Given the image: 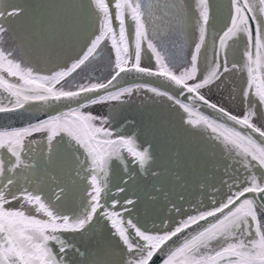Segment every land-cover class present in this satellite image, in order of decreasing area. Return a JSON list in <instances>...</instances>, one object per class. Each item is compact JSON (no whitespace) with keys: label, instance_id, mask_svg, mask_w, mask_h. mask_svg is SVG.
<instances>
[{"label":"snow or ice","instance_id":"obj_1","mask_svg":"<svg viewBox=\"0 0 264 264\" xmlns=\"http://www.w3.org/2000/svg\"><path fill=\"white\" fill-rule=\"evenodd\" d=\"M89 7V39L70 63L43 74L19 49L2 46L24 9L0 0V117H29L23 126L0 127V264H76L79 256L80 264H264V0H228L226 16L216 0H89ZM181 34L186 54L184 43L176 50ZM105 48L108 74H90ZM237 73L245 77L238 90L230 83ZM213 88L227 90L221 101L206 95ZM148 94L220 148L222 176L210 193L198 164L168 155L159 122L125 115L134 97ZM237 97L241 112L233 114L225 105ZM38 150L39 159L64 155L76 177L84 173L90 191L78 210H62L73 189L55 177V189L44 193L35 176ZM114 162L151 168L153 192L172 206L159 224L132 215L137 201L120 194L136 185L135 170L118 177L121 187ZM190 182L210 206L199 198L187 210L176 203L187 201ZM102 229L117 246L101 241L94 257L66 236Z\"/></svg>","mask_w":264,"mask_h":264},{"label":"rangeland","instance_id":"obj_2","mask_svg":"<svg viewBox=\"0 0 264 264\" xmlns=\"http://www.w3.org/2000/svg\"><path fill=\"white\" fill-rule=\"evenodd\" d=\"M54 1V9L43 14L41 16V18H43L42 21H39L37 15L32 13V11L29 12V10L25 9L26 2L23 4L19 2V6L23 8L24 11L21 12L19 19L12 18L14 22L9 25V31L3 37L2 46L10 48L13 51L19 49L24 59L31 61V65L36 67L43 74H47L50 70H55L58 64L70 63L71 59L80 52L81 48L89 39L95 25V17L91 13L89 0ZM4 3L5 5H18L14 0H4ZM225 6L226 4L223 5L224 8L222 9L223 16H226ZM28 8H30V6H28ZM175 41L177 42V51H179V47L182 43L185 44L184 51L186 54L188 48L186 46L185 36L181 34L175 38ZM111 55L110 48H105L102 59L99 61V63H102L105 67L102 75L108 74L107 64ZM144 63L150 65L151 61L145 58ZM244 79L245 77L243 74L237 73L230 77V83L238 90L243 85ZM226 91L227 90L222 93L213 88L211 91L206 92V95L211 100L221 101L222 97L226 95ZM225 106L237 114L241 112L239 97H237L234 102L226 103ZM93 111L96 114H100L103 110L93 109ZM141 113L151 115L155 121L162 120L164 128L166 127V122L168 123L169 126L165 128L167 131L166 133L180 138H178L180 141L176 140L177 143L175 142L174 150L178 147L179 156L184 158L185 163L192 164L195 162V164L199 165V178L203 180L204 176L207 175L209 184L207 192L210 193L211 184L213 182L218 183L222 176L224 160L222 159L220 148L209 138V133L193 129L186 125L181 119V114L176 113L168 104L162 103L158 98L151 97V94L134 97L132 103L127 107L125 115L131 119L139 117ZM35 138L40 139L39 136ZM171 152L172 150L168 151V155L174 159ZM213 153L215 154L214 156ZM159 154L160 153H158L157 156ZM44 160V163L42 162L41 165L43 166L44 164L45 167H41L40 169L37 167L39 169L37 171V176L44 170L47 171V173L42 179H37L45 194L49 191V184L55 186L52 177L56 178V182L68 185L81 184V187L86 189L85 186H82L83 183L87 184L82 178L84 173L82 172L80 177H76L73 174L70 175L69 172H67L68 164H65L62 157L59 156L55 158L50 164L48 163L45 153ZM34 163L36 164V161H34ZM156 163H158V160ZM214 163L216 164L215 170H213ZM116 164H118V162H116ZM50 165H52L54 169L50 167ZM170 166L173 168L176 167L174 163ZM135 175L137 177L136 185L132 186L129 184V189H127L126 193H121L120 196L127 195L128 198L137 201L136 210L132 215L139 218L142 224L149 227L153 223L159 224L162 219L166 218L171 213L172 206L163 195L153 192L152 185L156 183V180L151 175V168L135 170ZM213 177H215V180ZM72 179L75 183H73ZM87 191H90L88 187ZM113 194H115V189H113ZM71 195L73 196L68 199V201H65L62 206V210L65 212L78 210L81 202L86 196V192L84 194L80 193L78 197H76L75 193ZM150 195L158 196V199L153 202L149 199ZM185 195L187 196V201H176L184 210H187L189 204L193 203L198 198L203 199L205 205H208V196L203 190L198 188L197 183L190 182L185 191ZM172 199L175 200V197ZM18 206V203L10 205V207ZM183 214L182 212L181 215ZM93 235L95 236L91 240V244L86 246L81 242L77 245V243L71 240L70 236L66 234L67 238L75 243L82 252L89 255V257H94L96 255V249L101 246L99 243L101 241L110 242L111 247L116 248L117 242L115 238H110V234L106 229L93 233ZM84 259V256L76 257V264H80V261Z\"/></svg>","mask_w":264,"mask_h":264},{"label":"flooded vegetation","instance_id":"obj_3","mask_svg":"<svg viewBox=\"0 0 264 264\" xmlns=\"http://www.w3.org/2000/svg\"><path fill=\"white\" fill-rule=\"evenodd\" d=\"M14 2L16 3V4H18L19 5V2L20 3H24V2H26V6H25V9H27V10H29V12L30 11H32V13H34L35 15H37V18H38V20L39 21H42L43 20V18H41V16L43 15V14H45L47 11L49 12V11H51V10H53L54 9V3H55V1L54 0H14ZM187 3L188 4H193V0H187ZM216 3L217 4H220V2H219V0H216ZM223 4H226V6H225V10H226V15H227V4H228V0H225V2L223 3ZM221 5V4H220ZM28 6H30V8H28ZM224 8V7H223ZM42 24V23H41ZM220 26H222V25H218V27H220ZM175 44L177 45V42L175 41ZM102 56H103V53H102V55H101V57L99 58V60L97 61V63H96V65H94L93 67L95 68V69H97V71L96 72H92V73H90V74H102L103 73V71L105 70V67L103 66V64L102 63H99V61L102 59ZM145 58H147L148 60H150L148 57H145ZM239 57H237V59H238ZM100 70H102V71H100ZM157 122H159V123H161V125L164 127V123H163V121L162 120H160V121H158L157 120ZM169 125H168V123L166 122V127H168ZM165 127V128H166ZM167 132V131H166ZM178 136H175V135H170V134H167V141H166V143H167V148H168V151H171L172 150V154H173V156H174V159L172 158V160L174 161L175 159H176V156L174 155L175 153H178V147H177V149H175L174 150V148H175V144L177 143V141H180V140H178ZM145 139H148L147 137H141V142H143ZM180 139V138H179ZM177 140V141H176ZM176 142V143H175ZM160 151H161V149H160V146L157 144L156 145V155L158 154V153H160ZM39 154V153H38ZM60 157H62V159L64 160V162H65V164H68L67 165V172H69V174L71 175V174H73V175H75V173H74V169L76 168V165L74 164V162H72L69 158H67L66 156H64V155H61ZM179 159H180V162H181V164L183 165V164H185V160H184V158H181L180 156H179ZM44 159H37L36 160V169H35V176L37 177V178H39V179H42V177H44L45 175H46V173H47V171H43V172H40V175H38L37 176V171L41 168V167H45L44 166V164H43V166L41 165V163L43 162L44 163ZM51 164V163H50ZM122 165H119V163L118 164H116V162H114L113 163V169H114V172H115V175H116V179L114 180V182L115 183H120V181H119V179H118V177L119 176H123V177H125V178H127V175H126V173H127V171L129 170V169H134V170H138V168L137 167H135V164L134 163H132V164H129V166H128V168H124L123 166L121 167ZM39 169H38V168ZM50 167H52L53 168V166L52 165H50ZM45 169V168H44ZM54 169V168H53ZM52 169V170H53ZM68 174V175H69ZM134 175H135V171H134ZM72 181H74L73 179H72ZM50 185V187H52V189H54V187L55 186H53L52 184H49ZM70 186L72 187V189H73V191H72V194H74L75 193V195H76V197H78L79 196V194L80 193H82V194H84L86 191H87V184H85V183H83L82 184V186H85L86 187V189H84L83 187H81V184H70ZM120 186L121 187H123L124 185L122 184V183H120ZM48 189H49V186H48ZM113 189H115V187H113ZM127 189H129V187L127 188ZM73 195H71L70 196V198L72 197ZM69 198V199H70ZM68 201V200H67ZM67 236H70V239L71 240H73L74 242H76L77 243V245H79L78 243L79 242H81L82 244H84V245H86V246H89L90 244H91V240L93 239V237L95 236V235H93V234H90L89 236H87V237H85V238H80L79 236H76V237H73L71 234H67ZM91 238V239H90Z\"/></svg>","mask_w":264,"mask_h":264},{"label":"water","instance_id":"obj_4","mask_svg":"<svg viewBox=\"0 0 264 264\" xmlns=\"http://www.w3.org/2000/svg\"><path fill=\"white\" fill-rule=\"evenodd\" d=\"M131 79V78H130ZM233 114H235L233 112ZM33 115H39L38 113H34ZM29 117L27 115L24 116H13V118L8 119L6 117H0V127H20L23 126L27 121Z\"/></svg>","mask_w":264,"mask_h":264},{"label":"bare ground","instance_id":"obj_5","mask_svg":"<svg viewBox=\"0 0 264 264\" xmlns=\"http://www.w3.org/2000/svg\"><path fill=\"white\" fill-rule=\"evenodd\" d=\"M221 5H224L223 3L225 2V0H219Z\"/></svg>","mask_w":264,"mask_h":264}]
</instances>
